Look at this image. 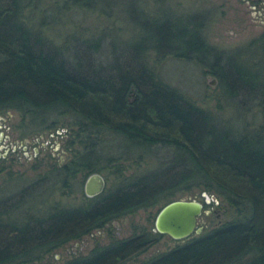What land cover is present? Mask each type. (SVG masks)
I'll use <instances>...</instances> for the list:
<instances>
[{"label":"trees","instance_id":"obj_1","mask_svg":"<svg viewBox=\"0 0 264 264\" xmlns=\"http://www.w3.org/2000/svg\"><path fill=\"white\" fill-rule=\"evenodd\" d=\"M27 1L0 0V112H21L23 126L35 133L61 128L56 118L67 116L69 127L62 128H67V145L74 146L72 154L63 165L53 162L42 180H55L64 191L79 189L89 202L57 206L42 216L25 215L17 223L10 214L24 206L27 194L18 202L0 200V264L39 263L70 241L161 200H175V192L194 186L220 197L231 218L139 264H264V129L236 132L223 126L209 110L160 79L148 63L151 50L158 56L199 55L202 61L206 54L212 56L202 17L197 21L193 14L186 25L178 19L169 25L145 24L144 10L140 15L132 10L131 22L148 29L147 34H139L123 51L104 50L109 54L103 57L101 38L71 33L62 44L54 43L25 20ZM67 2L107 15L115 9L110 0ZM47 19L44 14L42 21ZM260 41L264 50V35ZM235 63L227 59L223 65L218 57L211 71L228 85V69ZM115 137L138 147H168L173 157L161 170L125 178L88 197L86 176L99 171L101 159L113 156L108 144ZM80 172L84 180L78 178ZM162 235L141 229L63 264H122Z\"/></svg>","mask_w":264,"mask_h":264},{"label":"rangeland","instance_id":"obj_2","mask_svg":"<svg viewBox=\"0 0 264 264\" xmlns=\"http://www.w3.org/2000/svg\"><path fill=\"white\" fill-rule=\"evenodd\" d=\"M110 1L114 2L115 9L111 8L107 15L97 8H87L67 0H28L23 15L30 25L39 26L42 33L57 44H62L71 33H78L83 38H101L103 57L109 54L104 50L121 51L124 46H130L139 34H147L148 29H141L131 22L128 16H131L132 10H137L138 15L139 11L144 10L146 16L141 21L145 24L160 21L169 25L178 19L182 25H186L193 14L198 16L197 21L202 17L203 36L213 49L212 56L206 54L205 61H202L199 55L189 58L173 53L158 56L151 50L147 55L149 65L160 79L209 110L223 126L233 127L236 132L264 129V102H261L264 96L261 95L264 92L261 91L264 87V50L260 41L264 35V5H261L262 14H259L253 8L254 0ZM44 14L48 19L42 21ZM218 57L223 65H226L227 59L236 61L229 67L232 70L228 69L231 72L227 76L230 80L228 85L213 73L211 64ZM234 83H241L240 87ZM259 100L261 105L258 104ZM0 119L5 124L0 130L8 134V142L15 149L4 150L0 147V200L9 197L18 202L22 194H27L24 206L14 210L10 214L11 219L20 223L25 215L42 216L57 206L78 207L89 202L79 189L64 191L55 180H42L53 162L63 165L72 154L74 146L67 145V128H62V125L69 127L67 116L56 118L55 123L61 128L40 133L23 126V116L19 111L9 109L0 112ZM24 140H27L26 144H23ZM113 141L108 147L115 153L112 157L101 159L97 166L106 179V190L114 188L125 178V181H130L134 177L161 170L173 157L168 147H138L118 137ZM3 155L7 159L2 158ZM37 163H41L38 168ZM78 178L83 179L84 173L80 172ZM29 192H33L32 196H28ZM208 194L212 200L205 204L204 213L199 218L203 231L231 218L226 203L216 194ZM173 198H196L204 202L203 192L196 186L175 192ZM166 202L161 200L154 206L113 221L81 240L70 241L36 264H63L74 256L88 254L99 244L129 237L141 229L155 231L156 216ZM182 241L163 234L148 249L122 264H139Z\"/></svg>","mask_w":264,"mask_h":264},{"label":"water","instance_id":"obj_3","mask_svg":"<svg viewBox=\"0 0 264 264\" xmlns=\"http://www.w3.org/2000/svg\"><path fill=\"white\" fill-rule=\"evenodd\" d=\"M214 84V82H212ZM106 190V179L99 171L90 173L84 181V193L94 197ZM204 202L196 198L172 200L159 210L155 219V231L167 234L176 240H185L203 231L199 218L204 213L205 204L212 198L203 192Z\"/></svg>","mask_w":264,"mask_h":264},{"label":"flooded vegetation","instance_id":"obj_4","mask_svg":"<svg viewBox=\"0 0 264 264\" xmlns=\"http://www.w3.org/2000/svg\"><path fill=\"white\" fill-rule=\"evenodd\" d=\"M261 5H264V0H254L253 8H255L259 14H262V6ZM4 126H5V124H3V120L0 119V127L3 128ZM8 137H9L8 134H6V132L4 130L3 131L0 130V147H2L4 150L9 149V150L14 151L15 149H14L13 145L11 146L10 143L8 142ZM26 141L27 140H24L23 144H26ZM36 156L37 155H35V157ZM2 158L7 159V156L3 155Z\"/></svg>","mask_w":264,"mask_h":264}]
</instances>
